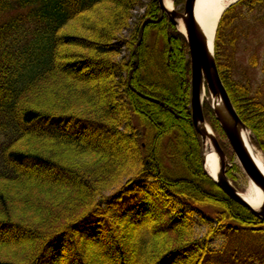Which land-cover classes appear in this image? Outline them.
<instances>
[{
    "label": "trees",
    "instance_id": "obj_1",
    "mask_svg": "<svg viewBox=\"0 0 264 264\" xmlns=\"http://www.w3.org/2000/svg\"><path fill=\"white\" fill-rule=\"evenodd\" d=\"M138 6L0 0V264L261 263L264 220L232 201L205 169L187 41L158 0L122 38ZM240 6L224 14L215 55L264 156V92L236 79L239 38L236 28L230 32L252 14L263 21L264 0ZM124 49L129 55L120 61ZM211 105L204 104L205 118L232 162ZM239 169H228L234 183ZM196 216L207 228L203 239ZM223 230L230 241L231 233L257 238L211 250Z\"/></svg>",
    "mask_w": 264,
    "mask_h": 264
},
{
    "label": "water",
    "instance_id": "obj_2",
    "mask_svg": "<svg viewBox=\"0 0 264 264\" xmlns=\"http://www.w3.org/2000/svg\"><path fill=\"white\" fill-rule=\"evenodd\" d=\"M239 1L241 0L233 2L227 7L224 13ZM158 3L162 14L167 16L178 32L185 37L188 44L192 71V121L195 131L202 141L205 169L208 159L207 154L214 151L218 160V172L216 176H212L207 171L209 176L232 201L249 210L257 218L264 220V173L257 166L247 146V134H249V143L254 146L252 134L233 106L221 78L215 55L217 32L224 13L217 26L215 38L213 42H211L196 18L197 0H186L184 12L182 13L175 8L168 10L165 6V0H158ZM181 26L184 31L179 29ZM207 95H209V98L212 100V109L239 166L244 171L247 178L253 183L255 190L261 193L263 197L261 203L256 205V207H253L240 194L239 190L234 186L232 180L227 175L229 168L228 157L221 147L217 136L209 132L208 128L210 125L205 118L204 104L205 97L208 98ZM208 140L211 141L212 145L211 148L206 149Z\"/></svg>",
    "mask_w": 264,
    "mask_h": 264
},
{
    "label": "rangeland",
    "instance_id": "obj_3",
    "mask_svg": "<svg viewBox=\"0 0 264 264\" xmlns=\"http://www.w3.org/2000/svg\"><path fill=\"white\" fill-rule=\"evenodd\" d=\"M140 1L142 3V6L140 7L138 6L133 12V19L131 20V28L130 30L123 33V35L121 36L122 38H128L130 36L132 29L135 28V25L137 24L138 19L145 12L144 6H147V4L152 0H140ZM173 1L175 3V0ZM235 1L236 0H233V2ZM241 1H239L238 3L232 6L234 10H236V12H241L243 10V6H240ZM185 3L186 0L184 4L180 5L179 7H177L174 4L175 9L181 13L184 12ZM231 8H229V10ZM244 12H246V10ZM261 16L262 14L256 13L248 16L247 20H239L235 26L231 27L230 32L232 33L233 29L236 28L237 30L235 32V35L236 37L238 36L239 38L235 50L234 73L236 79L242 80L243 82L250 84L253 89L261 88L264 92V74L262 72L263 63H264V20L263 21L258 20L260 19ZM128 55L129 52L126 49H124V52L122 56L119 58V60L121 61L122 58H126L128 57ZM253 58H255L257 61L256 67L252 66L251 63V60ZM119 98H124L121 91L119 94ZM208 100H210L209 97L206 99V101ZM70 129L71 131H74L72 127ZM75 129L78 130L79 128L76 126ZM223 143L225 142L223 141ZM256 150L264 161V156L262 152H260L257 148ZM232 160H233L232 162L229 161L230 166H233L234 165L233 163L238 164V161L235 156H233ZM233 178L235 179L234 186L239 191H243L245 186L249 182L247 176L242 171L241 167L239 169V172L237 171L233 172ZM144 182L148 183L149 185L153 184L152 181H149L147 179H145ZM208 219L212 221L211 218ZM195 222H196L197 237L199 239H203L207 232L206 225L201 222L199 216L195 217ZM255 238H257V233H253V232H248L247 234H242V235L231 233L230 234L231 241H230L227 232L223 230L222 236H219L210 241V249L214 251H225V247L229 244V241L230 243H232L231 248H234L235 246H245L247 243L254 241ZM257 260H260L261 262L260 264H264V250L260 252V256L257 258Z\"/></svg>",
    "mask_w": 264,
    "mask_h": 264
},
{
    "label": "bare ground",
    "instance_id": "obj_4",
    "mask_svg": "<svg viewBox=\"0 0 264 264\" xmlns=\"http://www.w3.org/2000/svg\"><path fill=\"white\" fill-rule=\"evenodd\" d=\"M233 3V0H197L196 5V18L199 21L202 29L210 38L211 42H213L217 30V26L219 21L224 13V11ZM173 0H165V6L168 10H172L175 8ZM181 31H184L183 27L179 28ZM205 97V101H206ZM209 132L212 134L215 132L212 130L211 126L208 128ZM216 135V134H215ZM217 136V135H216ZM218 138V137H217ZM202 142V141H201ZM246 143L247 146L255 159L257 166L264 173V161L261 156L258 154L256 148L249 143V134L246 135ZM211 141L208 140L206 143V149L211 148ZM203 151V148H202ZM207 164L206 169L212 175L216 176L218 172V160L217 155L214 151L207 154ZM235 166H239V163H233ZM243 171V170H242ZM244 172V171H243ZM248 183L245 186L243 191H239L240 194L254 207L260 204L263 197L261 193L255 190L253 183L248 179Z\"/></svg>",
    "mask_w": 264,
    "mask_h": 264
}]
</instances>
